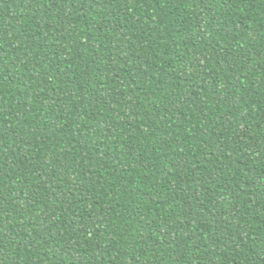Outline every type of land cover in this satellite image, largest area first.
Instances as JSON below:
<instances>
[{"label": "trees", "instance_id": "1", "mask_svg": "<svg viewBox=\"0 0 264 264\" xmlns=\"http://www.w3.org/2000/svg\"><path fill=\"white\" fill-rule=\"evenodd\" d=\"M0 264H264V0H0Z\"/></svg>", "mask_w": 264, "mask_h": 264}]
</instances>
